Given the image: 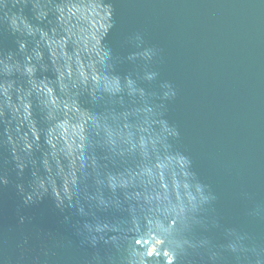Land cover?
I'll list each match as a JSON object with an SVG mask.
<instances>
[{"label":"water","instance_id":"95a60500","mask_svg":"<svg viewBox=\"0 0 264 264\" xmlns=\"http://www.w3.org/2000/svg\"><path fill=\"white\" fill-rule=\"evenodd\" d=\"M0 264H264V0H0Z\"/></svg>","mask_w":264,"mask_h":264},{"label":"clouds","instance_id":"9594fccd","mask_svg":"<svg viewBox=\"0 0 264 264\" xmlns=\"http://www.w3.org/2000/svg\"><path fill=\"white\" fill-rule=\"evenodd\" d=\"M176 163L178 166H180L181 168L184 167L186 161L183 157H178L177 160H176ZM185 187H187V185H185Z\"/></svg>","mask_w":264,"mask_h":264}]
</instances>
